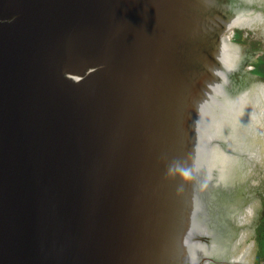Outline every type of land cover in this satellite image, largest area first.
Masks as SVG:
<instances>
[{"label": "water", "instance_id": "obj_1", "mask_svg": "<svg viewBox=\"0 0 264 264\" xmlns=\"http://www.w3.org/2000/svg\"><path fill=\"white\" fill-rule=\"evenodd\" d=\"M211 8L210 0H0V264H199L214 255L264 264L248 255L257 228L236 254L219 237L221 251L192 241L263 212L264 185L251 178L264 168V80L237 105L231 78L208 86L215 73L228 75L217 71L224 30ZM186 159L189 177L167 175Z\"/></svg>", "mask_w": 264, "mask_h": 264}, {"label": "flooded vegetation", "instance_id": "obj_2", "mask_svg": "<svg viewBox=\"0 0 264 264\" xmlns=\"http://www.w3.org/2000/svg\"><path fill=\"white\" fill-rule=\"evenodd\" d=\"M218 2L222 3L221 0H218ZM229 2H230L229 5H226V6L221 5V7L220 6L216 7V0H215L214 5L209 11L211 14L210 21H212L215 25L217 24V25H222L223 27H225L231 21L235 22L238 16H246L250 14V15L257 16L255 21L252 20L251 22L254 27L264 26V0H229ZM238 3L241 4L242 6H237ZM217 9L220 10L221 12H218ZM260 22H262V24ZM241 27L249 29L250 32L247 31V32H243V34L232 36V38H230L229 40V44L234 46V47L232 46L233 48L232 52L229 53V55L234 53L233 57L231 58V61H232L230 65L231 71L228 72L227 76H222V75H218L215 73L214 79L212 80L213 86H217L218 84L222 83L223 79H225L226 81L227 77L231 78V80L234 82L233 84L235 85V86H232L233 87L232 91H235L234 92L235 101L240 97V95L242 96L241 90L246 88L251 82L260 83L262 80H264V63L262 62V59L259 60V57H263L264 55V44L257 46L248 41L250 37L257 40L259 36L264 35V29L263 30L259 29V31L257 32L255 29H253L249 25H241ZM220 38H221V41H220L221 43H220V48L218 47V49L221 52V54H219L221 58L219 59V67L217 68V71L225 72L227 70V67H226L227 64L225 60L228 58L224 60V56L227 51V46L222 36H220ZM244 42L248 43V46H246V48H243ZM239 49H241L240 52L237 51ZM247 51H251L252 56L243 55V53L247 54ZM256 58H257V61L259 60L258 64L262 63L261 65H259L261 71H258V72L253 70L255 66L252 65V63H254ZM257 69L258 68H256V70ZM227 86H230V85H227ZM262 168L263 166L260 165L258 169H262ZM257 178L261 181L262 185H264V173H262L260 177L258 174ZM261 191L262 192L259 193V200L260 202H262L261 211L263 212H261L260 214L253 213V216L248 215L249 218H247L246 213H243L241 216H239V219H242L240 223L246 229V232H240L237 229L238 235L245 233V238H246L247 236L251 234L252 235L256 234V228L258 229L261 227L260 220H261V217L264 216V201H262L263 200L262 194H264V189H262ZM242 196L240 197L241 200H242ZM245 199L246 201L249 200V203H250V201L252 200V196L250 192H247ZM245 199L239 205V209H242L244 206L247 205ZM234 224L236 226V223ZM257 251H258V242L257 244L256 243L254 244V254L257 253Z\"/></svg>", "mask_w": 264, "mask_h": 264}, {"label": "clouds", "instance_id": "obj_3", "mask_svg": "<svg viewBox=\"0 0 264 264\" xmlns=\"http://www.w3.org/2000/svg\"><path fill=\"white\" fill-rule=\"evenodd\" d=\"M192 171V167H189L188 159L184 162L174 161L167 168V175L170 177H175L177 175L181 177H189ZM183 188L178 189L181 191Z\"/></svg>", "mask_w": 264, "mask_h": 264}, {"label": "rangeland", "instance_id": "obj_4", "mask_svg": "<svg viewBox=\"0 0 264 264\" xmlns=\"http://www.w3.org/2000/svg\"><path fill=\"white\" fill-rule=\"evenodd\" d=\"M261 59H262V62L264 63V55H263V57H259V60H261ZM259 60L258 61L256 60L257 62L254 61V63H252V65L255 66V68L253 70L257 71V72L261 71L259 65H261L262 63L258 64ZM256 68H258V69L256 70ZM257 239H258V243H259V250L256 253L255 260L260 261V260L264 259V228H261V227L258 228Z\"/></svg>", "mask_w": 264, "mask_h": 264}, {"label": "bare ground", "instance_id": "obj_5", "mask_svg": "<svg viewBox=\"0 0 264 264\" xmlns=\"http://www.w3.org/2000/svg\"><path fill=\"white\" fill-rule=\"evenodd\" d=\"M261 228H264V219H263V221L261 222Z\"/></svg>", "mask_w": 264, "mask_h": 264}]
</instances>
